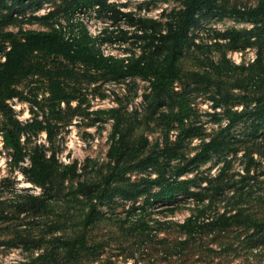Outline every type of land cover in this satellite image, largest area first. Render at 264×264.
<instances>
[{
  "label": "rangeland",
  "instance_id": "rangeland-1",
  "mask_svg": "<svg viewBox=\"0 0 264 264\" xmlns=\"http://www.w3.org/2000/svg\"><path fill=\"white\" fill-rule=\"evenodd\" d=\"M66 1L25 0L15 17L21 5L2 0L0 28L56 27L66 38L84 29L104 56L146 53L153 66L148 77L116 79L90 64L36 56L54 75L61 68L72 98L52 101L49 75L40 72L16 86L19 94L6 100L14 118L50 123L53 133L36 124L24 130L21 160L7 145L0 110V264H264V17L233 15L261 0H209L176 75L166 70L170 42L158 37L184 0H109L149 20L145 32L97 6L67 16ZM6 45L0 39L1 62ZM231 112L245 116L230 126ZM212 139L217 147L202 154ZM36 146L55 162L52 197L44 211L23 212L26 195L45 191L24 170ZM85 181L90 186L78 192ZM82 237L88 248L79 250Z\"/></svg>",
  "mask_w": 264,
  "mask_h": 264
},
{
  "label": "trees",
  "instance_id": "trees-1",
  "mask_svg": "<svg viewBox=\"0 0 264 264\" xmlns=\"http://www.w3.org/2000/svg\"><path fill=\"white\" fill-rule=\"evenodd\" d=\"M25 0H13V7L21 5V9H15L13 16L17 17L18 12L23 10V2ZM2 0H0V3ZM87 4L89 6H97L101 8L103 12L108 14V17L113 22L124 21L126 23L134 24V21L139 23V30L145 32V29L152 27L149 20L143 18L135 19L133 13L129 11H122L118 9L114 4H111L109 0H67L65 5V13L67 16L70 13ZM209 0H184V7L168 21L167 31L165 33L160 32L158 40L170 42V52L167 58L166 70L172 75H176V61L180 53L181 47L184 41L189 36V31L192 27H196L200 23V18L197 17L199 10L210 6ZM11 7V8H13ZM53 13V12H52ZM51 13V15H52ZM12 15V14H11ZM234 16L240 18H249L251 20H258L264 17V0H261L255 7L247 10H236ZM36 18V17H35ZM48 16L40 19H48ZM128 19V20H127ZM156 31V29H155ZM155 38H157L155 36ZM0 39L3 42H8L3 47V54L5 60L0 61V110L5 113L9 121V129L6 133L7 145L15 150V154L18 160L24 158V147L22 146L20 136L24 130L32 127L36 124L37 130H49V137L53 138V133L50 129V123L44 125L41 121H34L23 125L18 119H15L12 110L8 107L6 100L16 94H19L17 85L23 81V79L29 77L35 72H40L44 75H49V89L52 101L60 103L61 101H69L72 97L68 94L66 89L61 83V76L66 75L60 71L53 74L51 69H45L44 66L40 67V62L36 59V56L42 55V57H61L67 60L70 64L76 65L79 63L90 64L94 68L103 71L104 73H112L113 78L121 79L128 76L139 75L148 77L150 74V66L147 62L146 53L139 56L136 59H114L113 57H106L94 44V40L90 37L86 30H82L79 37L66 38L61 29L53 27L50 31L43 30H25L20 34L13 31H6L0 28ZM112 38L108 36L103 40ZM93 41V43H92ZM149 58V57H148ZM151 58H149L150 60ZM128 61V62H125ZM153 66V65H152ZM69 68V67H67ZM157 72V71H155ZM74 73V71H73ZM75 74V73H74ZM117 112V111H115ZM230 126L245 116V113L231 112ZM216 139H212L206 143L202 149V154H207L217 146ZM116 147H112L109 154L114 155ZM206 156L203 158L205 160ZM201 159L200 153L193 157L192 161H198ZM29 166L24 168L28 177L45 189L42 195L28 194L20 203L19 208L23 212L39 213L44 211L52 197L49 186L53 182L55 162L53 157L47 156L45 150L39 146L34 147L29 154ZM184 170V169H183ZM182 169L179 171L181 172ZM71 174H75V170H71ZM90 186L88 182H80L77 191L86 192V188ZM148 189H144L146 192ZM96 205H92L88 219L92 220ZM192 222L191 219H187L186 222L181 225L185 228ZM28 241L27 236H23V242ZM75 241H66L67 246L75 248ZM81 246L79 250L88 248L86 238H81ZM90 248V247H89Z\"/></svg>",
  "mask_w": 264,
  "mask_h": 264
},
{
  "label": "built area",
  "instance_id": "built-area-1",
  "mask_svg": "<svg viewBox=\"0 0 264 264\" xmlns=\"http://www.w3.org/2000/svg\"><path fill=\"white\" fill-rule=\"evenodd\" d=\"M4 58H5V56H4Z\"/></svg>",
  "mask_w": 264,
  "mask_h": 264
}]
</instances>
